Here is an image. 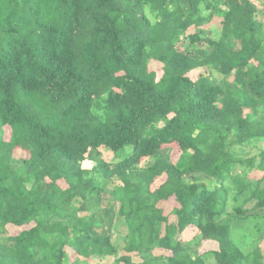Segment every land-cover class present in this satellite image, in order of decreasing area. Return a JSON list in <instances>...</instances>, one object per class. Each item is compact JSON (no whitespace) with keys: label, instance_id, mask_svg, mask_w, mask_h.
Returning a JSON list of instances; mask_svg holds the SVG:
<instances>
[{"label":"trees","instance_id":"trees-1","mask_svg":"<svg viewBox=\"0 0 264 264\" xmlns=\"http://www.w3.org/2000/svg\"><path fill=\"white\" fill-rule=\"evenodd\" d=\"M258 7L0 0V264H264V148L234 152L264 142Z\"/></svg>","mask_w":264,"mask_h":264},{"label":"rangeland","instance_id":"rangeland-1","mask_svg":"<svg viewBox=\"0 0 264 264\" xmlns=\"http://www.w3.org/2000/svg\"><path fill=\"white\" fill-rule=\"evenodd\" d=\"M260 10H264V8L262 7H258ZM263 23H264V18L262 19ZM207 29H210L211 32H212V35L214 37H217L218 34H219V24L217 23L216 25L214 26H210V25H207L206 26ZM190 31H193L192 29ZM187 40L183 41L182 44L179 45V47L181 49H183V47L187 44ZM200 48H203L204 46L203 45H199ZM148 69L149 71L151 72H154L156 74V77L157 79H159L161 77V74H162V66L155 62V61H151L148 65ZM196 78V75L193 76V79ZM9 133H10V130L9 128H4V139L5 140H8L9 138ZM261 147L264 148V142H256L253 146H250V147H247V148H237L234 150V152H236L237 156L241 157V158H250V157H253L255 155H257L258 151L261 149ZM164 149H166L165 153L167 155H169L170 159L173 161V162H176L178 156H179V150L178 148L175 146V145H172V146H165ZM130 148H127L125 150V153L128 154L130 152ZM14 156L15 158L17 159H28L29 155L27 152H24V151H21L19 149H16L14 151ZM123 157V156H122ZM101 158L103 161L105 162H110L112 159H113V156L111 153H103L101 152ZM241 169H238V172H240ZM249 179H251L252 181H258V180H262L263 181V184L262 186L264 187V173H261V172H258V171H253L251 172L249 175H248ZM200 179L203 180V183H206L207 186L209 188H213V185L215 184V182L212 180H208L206 178H204L203 176H200ZM190 179H186V181H189ZM59 185L62 187V188H66V185L63 183V182H59ZM103 205L106 206L107 202H109V197L107 195H104L103 196ZM159 207L163 210L164 212V215L167 216L169 218V221H173L174 220V216L172 215V211L176 208H179L178 204L175 202V200H168L166 202H160L159 203ZM96 210L93 209V212H95ZM100 217L101 218H105V216L103 215V213L100 214ZM8 231H9V234L10 235H16L18 234L21 229H16V228H12V227H9L8 228ZM196 235V232L193 230V231H190V230H187L185 231L182 236H181V240L183 242H186V243H192L193 242V239H194V236ZM113 242L114 243H117L119 244V248H122L123 246V236L121 235H118L117 233L114 235L113 237ZM213 246L212 245H203L201 246L199 252L200 253H203L205 250L207 251H210L212 250ZM69 253H71L69 251ZM91 263L93 264H98L96 263L95 261H90Z\"/></svg>","mask_w":264,"mask_h":264},{"label":"crops","instance_id":"crops-1","mask_svg":"<svg viewBox=\"0 0 264 264\" xmlns=\"http://www.w3.org/2000/svg\"><path fill=\"white\" fill-rule=\"evenodd\" d=\"M170 200H175L174 198H171ZM190 231H193V230H190ZM203 245H212L213 246V248H212V250H210V251H216V250H218V245L216 244V243H213V242H206V243H203L202 244V246ZM260 248H264V240L262 241V243H261V245H260ZM204 252H207V250H205Z\"/></svg>","mask_w":264,"mask_h":264}]
</instances>
